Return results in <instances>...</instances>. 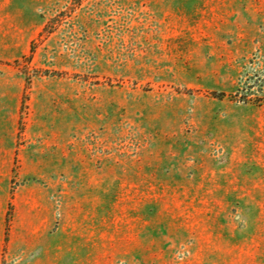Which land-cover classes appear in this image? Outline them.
<instances>
[{"label": "rangeland", "instance_id": "obj_1", "mask_svg": "<svg viewBox=\"0 0 264 264\" xmlns=\"http://www.w3.org/2000/svg\"><path fill=\"white\" fill-rule=\"evenodd\" d=\"M24 52L84 255L264 264V0H0V58Z\"/></svg>", "mask_w": 264, "mask_h": 264}, {"label": "crops", "instance_id": "obj_2", "mask_svg": "<svg viewBox=\"0 0 264 264\" xmlns=\"http://www.w3.org/2000/svg\"><path fill=\"white\" fill-rule=\"evenodd\" d=\"M24 55L0 58V264H103L96 239L94 256L82 253L80 224L56 221L55 171L69 166V145L64 123L56 129L47 111L24 113L27 80L12 64Z\"/></svg>", "mask_w": 264, "mask_h": 264}]
</instances>
